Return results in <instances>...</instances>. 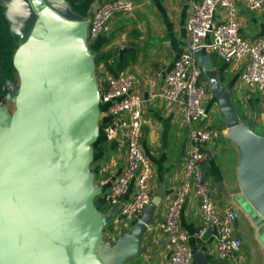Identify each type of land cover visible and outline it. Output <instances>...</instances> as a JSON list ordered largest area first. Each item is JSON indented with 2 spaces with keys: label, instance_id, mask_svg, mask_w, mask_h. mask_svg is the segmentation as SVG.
Returning a JSON list of instances; mask_svg holds the SVG:
<instances>
[{
  "label": "water",
  "instance_id": "95a60500",
  "mask_svg": "<svg viewBox=\"0 0 264 264\" xmlns=\"http://www.w3.org/2000/svg\"><path fill=\"white\" fill-rule=\"evenodd\" d=\"M0 5L19 41V82L8 83L0 101V264H126L147 252L144 236L161 198H152L130 230L104 240L119 203L106 212L95 203L101 190L91 163L101 107L88 22L67 0ZM206 69L226 138L242 151L235 201L264 249V135L243 119L217 70ZM194 261L206 264L202 255Z\"/></svg>",
  "mask_w": 264,
  "mask_h": 264
},
{
  "label": "crops",
  "instance_id": "0c3cea01",
  "mask_svg": "<svg viewBox=\"0 0 264 264\" xmlns=\"http://www.w3.org/2000/svg\"><path fill=\"white\" fill-rule=\"evenodd\" d=\"M67 1L88 21L96 8L107 0ZM136 2L134 11L115 15L110 21L109 31L103 33L95 42L89 43V46L95 60L96 75H100L99 78L97 75L98 83L106 85L109 75H115L108 65L116 66L124 61L123 69H131L136 73V90L146 100L141 142L146 156L152 163V196H159L161 203L157 208L155 220L148 226L144 236L148 250L136 257L135 264H167L171 249L168 247L167 236L159 229V224L164 220L167 206L180 185L190 143V127L183 122V103L168 106L158 100H150L147 79L153 77L158 86L162 85L175 61L187 50L189 37L186 24L191 7L187 0ZM4 13L5 9L0 5V94L3 96L8 93V83L19 82L13 65L19 41L11 35ZM221 16L222 12L219 10L218 17ZM238 21L243 38L250 41L264 38V11L249 10L240 3ZM211 38L212 33H209L205 42H210ZM122 48H127L123 54ZM197 60L203 68L201 81L207 88L204 103L208 113L206 122L216 130V136L210 145L213 156L203 165L205 179L218 204H233L238 207L235 199L241 193L238 168L242 151L236 142L226 138L228 130L225 117L211 90V80L206 67L212 65L217 70L221 83L229 89L234 101L241 107L239 111L243 119L254 120L255 130L260 127L264 131V100L259 99L256 91H245L241 83L243 63H230L206 48L197 53ZM237 97L240 100H236ZM124 164L125 152L118 150L105 134L102 147L97 150L94 148V159L91 163L95 185L101 190L95 200L103 206L107 205L103 195L112 188ZM238 209L240 210L239 207ZM240 213L243 212L240 210ZM136 222L137 220L133 221L132 226ZM180 222L182 228L189 233L195 232L201 226L199 200L194 195L186 202ZM242 227L241 229L239 220L236 229L241 235L237 236L243 239L244 245L234 264H264V249L258 239L257 230L252 227L249 219L248 224L244 226L243 223ZM210 234L213 240L208 243L195 238L190 240L195 256H204L206 264H231L216 257L215 239L212 236L215 232L210 231L208 235Z\"/></svg>",
  "mask_w": 264,
  "mask_h": 264
},
{
  "label": "built area",
  "instance_id": "2783aa9c",
  "mask_svg": "<svg viewBox=\"0 0 264 264\" xmlns=\"http://www.w3.org/2000/svg\"><path fill=\"white\" fill-rule=\"evenodd\" d=\"M191 12L186 28L187 50L175 61L165 81L158 86L153 77L147 79L150 100L173 106L183 103V122L190 127V143L181 174L180 185L169 202L159 229L167 236L171 256L167 264H194L195 253L190 240L205 243L215 239L216 257L222 260L239 258L244 241L235 234L240 220L236 205H220L211 194L203 164L213 152L210 147L215 128L207 121L204 105L207 88L201 81L203 68L197 53L203 49L216 52L230 63H243L241 83L245 91H256L264 99V38L247 40L240 34L239 4L249 10L264 11V0H187ZM137 7L136 0H107L88 19V42H95L109 31L110 21L117 14H128ZM221 10L222 16L218 17ZM212 33L210 42L205 39ZM137 76L131 69L109 75L106 85L99 83L101 120L104 133L118 150L125 152V164L112 188L103 195L110 209L119 207L108 229L111 237H119L131 229L152 201V163L142 147L145 98L136 90ZM104 118H108L104 120ZM199 200L201 226L193 233L182 228L180 217L188 199ZM118 232V234L115 233ZM208 235V236H207Z\"/></svg>",
  "mask_w": 264,
  "mask_h": 264
},
{
  "label": "rangeland",
  "instance_id": "374dc122",
  "mask_svg": "<svg viewBox=\"0 0 264 264\" xmlns=\"http://www.w3.org/2000/svg\"><path fill=\"white\" fill-rule=\"evenodd\" d=\"M97 75H98V78L100 77V75L97 73ZM258 95V97H259V99L261 98V99H263L260 95H259V93L257 94ZM257 97V98H258ZM236 100H240L238 97H237V99ZM264 100V99H263ZM204 103H205V101H204ZM236 103V105H237V107H238V109H240L241 107L239 106V104H238V102L236 101L235 102ZM255 103V102H254ZM256 105V104H255ZM10 108L11 109H14V105H10ZM256 131L257 132H259V133H261V134H264V131L260 128V127H256ZM205 164V163H204ZM203 164V165H204ZM203 172H204V169H203ZM211 194H212V192H211ZM95 203H96V205H97V207L101 210V211H107V210H109V208H108V206L107 205H105V206H103V204H101L98 200H95ZM240 222H241V229L243 228L242 226H243V223H244V226H246L247 224H248V219H247V217H246V215L245 214H243V213H240ZM112 225V221L107 225V227L104 229V233H103V237H104V240L105 241H114V240H116V237H111V235L107 232L108 231V226H111ZM107 230V231H106ZM236 231H237V229H236ZM115 233L116 234H118V232L117 231H115ZM235 234L236 235H241V233L239 232V230L237 231V232H235ZM249 237H251V234L249 233V235H248ZM247 247V246H246ZM243 249V248H242ZM241 252V251H240ZM238 256H240V253H239V255ZM136 257H134V258H132L131 260H129L126 264H135V262H136ZM225 261H227L228 263H231V264H234L236 261H234V260H225Z\"/></svg>",
  "mask_w": 264,
  "mask_h": 264
},
{
  "label": "trees",
  "instance_id": "16d2710c",
  "mask_svg": "<svg viewBox=\"0 0 264 264\" xmlns=\"http://www.w3.org/2000/svg\"><path fill=\"white\" fill-rule=\"evenodd\" d=\"M108 68L111 72H113L114 74H118V72L120 70H122L123 68H125V62L122 61V62H119V64H117L116 66H113V65H108ZM2 97V95L0 94V98ZM105 136V133H104V130H103V127L101 125V128H100V136H99V139L98 141L94 144V148L95 150H97L98 148H101L102 147V142H103V138ZM110 228V226H108V229Z\"/></svg>",
  "mask_w": 264,
  "mask_h": 264
},
{
  "label": "flooded vegetation",
  "instance_id": "af4514ba",
  "mask_svg": "<svg viewBox=\"0 0 264 264\" xmlns=\"http://www.w3.org/2000/svg\"><path fill=\"white\" fill-rule=\"evenodd\" d=\"M6 96V95H5ZM5 96H3L2 95V97L0 98V101H3L4 99H5ZM248 218V217H247ZM249 219V218H248ZM249 221H250V223H251V225H252V227L254 228V229H256V226L253 224V222L249 219ZM257 230V229H256ZM249 232H247V234H248Z\"/></svg>",
  "mask_w": 264,
  "mask_h": 264
}]
</instances>
